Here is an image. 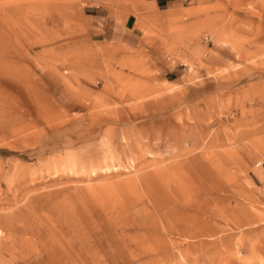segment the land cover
I'll return each instance as SVG.
<instances>
[{
    "label": "rangeland",
    "instance_id": "1",
    "mask_svg": "<svg viewBox=\"0 0 264 264\" xmlns=\"http://www.w3.org/2000/svg\"><path fill=\"white\" fill-rule=\"evenodd\" d=\"M0 264H264V0H0Z\"/></svg>",
    "mask_w": 264,
    "mask_h": 264
},
{
    "label": "crops",
    "instance_id": "2",
    "mask_svg": "<svg viewBox=\"0 0 264 264\" xmlns=\"http://www.w3.org/2000/svg\"><path fill=\"white\" fill-rule=\"evenodd\" d=\"M152 1H154L156 5H159L160 3L162 4V2H165V0H152ZM166 1L168 2V0Z\"/></svg>",
    "mask_w": 264,
    "mask_h": 264
}]
</instances>
